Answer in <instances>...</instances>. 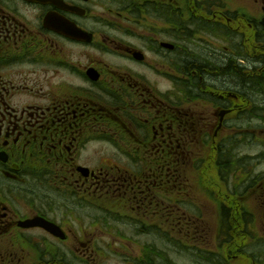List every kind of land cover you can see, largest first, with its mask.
I'll return each instance as SVG.
<instances>
[{"label":"flooded vegetation","instance_id":"1","mask_svg":"<svg viewBox=\"0 0 264 264\" xmlns=\"http://www.w3.org/2000/svg\"><path fill=\"white\" fill-rule=\"evenodd\" d=\"M104 143L125 156L106 171ZM236 143L254 150L239 157ZM208 151L223 181L243 175L239 195L264 215V173L245 172L264 157V0H0V264H95L97 236L82 240L77 217L24 202L30 176L52 184L48 209L115 198L159 217L185 165L201 175ZM241 204L220 208L225 250L255 233L256 211ZM35 217L60 231L24 226Z\"/></svg>","mask_w":264,"mask_h":264},{"label":"rangeland","instance_id":"2","mask_svg":"<svg viewBox=\"0 0 264 264\" xmlns=\"http://www.w3.org/2000/svg\"><path fill=\"white\" fill-rule=\"evenodd\" d=\"M169 88L168 86H161L158 87V90L165 92ZM179 88L181 89L182 86H179ZM229 148L233 154H238L239 157L243 155L241 151L254 150L248 147V144L242 143L231 144ZM90 150L91 148L88 149V152ZM209 151L213 150L210 148ZM209 151L203 154L205 159L203 167L205 168L203 172L200 171L201 175L195 173L194 164L185 165L187 175L181 176V178L178 177L176 185L169 191V205L173 210L170 209L167 215L163 214L157 217L151 214L141 217L137 213L130 212L136 205L141 204L139 201H127V203L115 198L108 199L109 201L106 205L105 203H100L99 200H97L98 202L93 201L94 207L92 204L90 207L75 204L67 208L56 206L53 210L51 208L48 209L44 205L52 206V203L48 201L51 196L45 184L48 183L51 188L53 186L48 180L42 179L38 174L30 176L27 183L22 185L24 189L29 190L25 191V198L27 199L24 202L27 201V204L31 207L37 205V211L41 210L51 216H55V213H57L61 217L68 214L77 217V220L71 224L69 223V225L75 232L87 228L85 232L78 235L81 236L82 240L89 243L88 240L91 239V234L97 236L96 241L93 243L95 248V259L93 261H95V264H99L101 259L103 264H138L146 257H151L159 264H211L213 262L216 264H253L250 261L251 255L254 256L255 262L264 264V236H256L254 238L255 235H260L258 232L264 225L263 212H261L260 208L254 206L255 201L253 199L250 200L252 196L249 191L247 194L242 193L239 195L243 191V186L249 183L245 180L242 186L238 185L243 179V175L239 176L240 172H237L236 176L234 174L227 176L223 181L220 178L222 176L219 173L217 175V161H214V152L209 153ZM103 155L105 158V171L109 170L113 164L122 162L125 159L124 155L114 154L110 145L105 143L103 145ZM248 163H245V165L248 164L245 171L248 173L247 179L263 175L264 157H260L258 160H251ZM196 167H198V164ZM123 169L127 168L123 167ZM152 170L155 171L156 168L153 167ZM120 172L123 173V171ZM212 177L215 178L212 179ZM163 187L160 186L154 191L160 198L165 196ZM233 188L236 191L232 190ZM233 198L243 202L240 207L241 211H249L250 208L256 211L253 216L256 220L253 225L255 233L247 241L240 238H232L235 240L234 256L232 255L233 257L224 261L223 256H226L225 251L228 250H225L223 246L220 247L221 244L217 238V228L220 219L219 211L222 207L225 209L227 201ZM249 200L250 203L248 202ZM162 206L164 208L166 205L162 204ZM182 210L185 211L183 212ZM25 211L26 213H31L28 210ZM90 214L94 216V220L87 219L86 215ZM102 214L106 215L105 218L102 217ZM151 224H155V226L151 228ZM168 225L173 227L167 229ZM135 226H137L139 230L137 233L140 236L134 233ZM142 228L156 230L159 234L158 239L155 237L157 236L155 233H142ZM140 238L148 243L156 244L158 252L153 254L150 250L145 249L144 251L140 246ZM69 254L71 253L66 251L67 257H69ZM206 256L210 259L207 258L205 260Z\"/></svg>","mask_w":264,"mask_h":264},{"label":"water","instance_id":"3","mask_svg":"<svg viewBox=\"0 0 264 264\" xmlns=\"http://www.w3.org/2000/svg\"><path fill=\"white\" fill-rule=\"evenodd\" d=\"M25 226L26 227L38 226V227L46 229L47 231H49L53 235H57L59 232L58 227H56L55 225H52L51 223H49L46 220L39 218V217H35L32 220H27L25 222Z\"/></svg>","mask_w":264,"mask_h":264},{"label":"bare ground","instance_id":"4","mask_svg":"<svg viewBox=\"0 0 264 264\" xmlns=\"http://www.w3.org/2000/svg\"><path fill=\"white\" fill-rule=\"evenodd\" d=\"M221 242V241H220ZM219 242V243H220ZM234 253H235V250L234 249H229L228 251H225V255L226 256H223V258H224V261H227L230 257H233L234 256ZM237 253V252H236ZM233 255V256H232ZM239 255V254H238ZM206 259L205 260H207V256L205 257ZM208 259H210V258H208ZM224 263V262H223ZM228 263V262H227ZM211 264H216L215 262H213V263H211ZM219 264V263H218Z\"/></svg>","mask_w":264,"mask_h":264}]
</instances>
